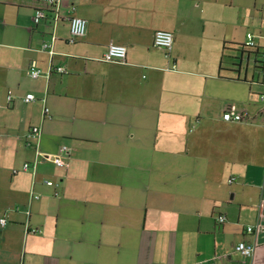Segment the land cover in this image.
Returning a JSON list of instances; mask_svg holds the SVG:
<instances>
[{
  "label": "crops",
  "instance_id": "obj_1",
  "mask_svg": "<svg viewBox=\"0 0 264 264\" xmlns=\"http://www.w3.org/2000/svg\"><path fill=\"white\" fill-rule=\"evenodd\" d=\"M37 6L0 0V147L25 153L0 179V264H264V70L235 48L252 31L264 49V0H58L39 23ZM112 42L126 62L101 59ZM230 104L243 121L223 118Z\"/></svg>",
  "mask_w": 264,
  "mask_h": 264
},
{
  "label": "built area",
  "instance_id": "obj_2",
  "mask_svg": "<svg viewBox=\"0 0 264 264\" xmlns=\"http://www.w3.org/2000/svg\"><path fill=\"white\" fill-rule=\"evenodd\" d=\"M47 4V7L44 6H37L35 8V13H34V20L36 23L41 22L42 20L46 19L48 17V10L49 7L54 8V10H57V4L58 0H40ZM262 11H264V6L262 7ZM55 20H58L60 18V13L58 11H55ZM70 26H71V32L75 36H82L86 33L87 29V20L83 18L82 16L79 15H74L70 17ZM54 38V37H53ZM154 46L158 48L165 49L166 56L170 57V50L173 46L174 43V33L169 30H157L154 35ZM246 45L250 47H255L257 46V41H256V36L252 31H249L247 33V39H246ZM43 49H50V51L53 53V49L50 47V43L44 42L42 45ZM127 53H128V47L125 44H120V43H114L112 42L106 51L104 52L102 56V60L104 61H117V62H126L127 59ZM176 66V64H174ZM53 70H56L57 72H65L66 70L63 67H58V68H50L47 73L50 74ZM44 70L38 65V63L33 60L30 64L29 67V74L33 78H38L42 74H45ZM260 100L264 103V91L259 94ZM9 98H11V94H9ZM24 100L26 102L34 101L36 100V96L34 93L29 92L25 95ZM49 111V108L46 106L44 109L45 114H47ZM223 118L228 121H243L245 119V114L241 110L237 108L236 105L230 104L227 105L224 109L223 112ZM41 127L36 125L33 126L29 133H28V138L30 139H38L40 138L41 135ZM63 152H68V147L67 146H62L60 148V152L53 154L52 158L54 162L59 165L63 166L65 165L62 153ZM38 154H41L44 156V158H50V154H46L44 152L39 151L38 149ZM30 168L35 169V165L32 164L30 161H26L23 164V170H30ZM14 172L17 173L18 170L14 169ZM234 178H231L229 181L232 182ZM47 184L52 185L53 181L52 180H46ZM35 197H38V194H34ZM227 219V215L224 213H221L217 215V220L219 223L224 222ZM7 223V216H0V225H5ZM253 229L252 226H248L247 230L251 231ZM33 231H37V229H33ZM256 248V243L254 242H248L246 240L240 241L236 246L235 249L238 252H241L242 254L246 256H251Z\"/></svg>",
  "mask_w": 264,
  "mask_h": 264
},
{
  "label": "rangeland",
  "instance_id": "obj_3",
  "mask_svg": "<svg viewBox=\"0 0 264 264\" xmlns=\"http://www.w3.org/2000/svg\"><path fill=\"white\" fill-rule=\"evenodd\" d=\"M241 10V8H239L238 6H235V16L237 17L238 16V13L239 11ZM244 10L243 13L244 14H247V13H250V9L249 11L246 9H242ZM241 22H245L244 24V27H247V18L245 19H242L240 20ZM236 23H237V18H236ZM242 28H239V30H241ZM25 157V153L23 150H11L10 151V154L9 152H7L6 150H2V146L0 147V161H3L5 160L3 163H0V179L1 181L5 182L6 183H9L10 182V178H11V170L14 168V167H18L20 166L23 161H24V158ZM51 163L50 162H47L46 163V167L48 168V166L50 167ZM18 176H24V177H28V175H25L24 173H20ZM14 179L16 178L15 176L13 177ZM0 185H2V183H0ZM1 201V200H0ZM3 205V204H1ZM0 205V207H1Z\"/></svg>",
  "mask_w": 264,
  "mask_h": 264
},
{
  "label": "trees",
  "instance_id": "obj_4",
  "mask_svg": "<svg viewBox=\"0 0 264 264\" xmlns=\"http://www.w3.org/2000/svg\"><path fill=\"white\" fill-rule=\"evenodd\" d=\"M248 47H249V49H248ZM235 48L238 52L241 53V55L243 52H246V53L253 52L256 55L257 67L264 70V49L262 50L261 47H259V46L250 47L246 44H236ZM241 55L239 57H235L239 61L238 64L242 62L241 61L242 60Z\"/></svg>",
  "mask_w": 264,
  "mask_h": 264
}]
</instances>
